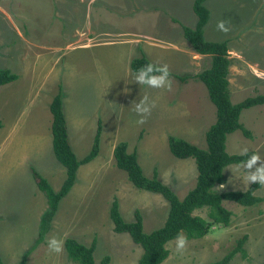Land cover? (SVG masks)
Listing matches in <instances>:
<instances>
[{
  "label": "rangeland",
  "instance_id": "1",
  "mask_svg": "<svg viewBox=\"0 0 264 264\" xmlns=\"http://www.w3.org/2000/svg\"><path fill=\"white\" fill-rule=\"evenodd\" d=\"M192 1L0 0L15 23L0 15V67L16 74L15 80L0 85L2 264H16L34 242L39 217L46 207L30 166L44 178L50 175L45 179L53 190L64 177V169L51 151L49 129L48 103L58 88L68 141L76 158L88 152L99 120L98 152L78 166L73 185L58 201L44 241L29 253L25 264H70L64 249L60 254L49 253L47 241L51 237L62 242L71 237L84 245L94 239L95 264L104 255L109 257L108 264H136L140 248L126 233L112 230L108 218L112 198L117 200L125 221L132 219L134 209L140 212L144 232L161 225L167 203L158 194L133 187L125 173L115 167L111 149L118 141H125L128 151L135 150L145 176L150 177L155 170L158 179L178 198L193 186V159L173 157L166 140L173 135L203 148L204 131L215 118L204 85L195 78L179 81L173 76H192L209 66V56L195 53L181 34L180 25L193 27L195 23ZM204 5L208 20L203 38L227 40L230 101L263 92L264 0H206ZM220 20L227 22V34L217 31ZM120 30L142 33L140 43H122L116 34H110ZM93 33L108 36L92 37ZM142 46L155 53L151 56L147 52L155 59L150 62L168 66L173 74L171 91L135 83L136 73L128 61L144 55ZM145 96L156 106L146 122L138 124L140 117L132 104ZM238 121L250 138L240 130L227 134L225 152L241 154L247 148L264 160V103L242 109ZM235 165L223 168L224 182L214 186L215 192L247 188L244 171L236 170ZM254 194L262 201L253 206L222 200L221 205L231 212L228 226H213L205 236L188 239L184 252L175 250V239L168 241L162 264L208 263L222 257L242 235H246V258L236 253L228 264H261L264 185ZM195 213L205 215L204 210Z\"/></svg>",
  "mask_w": 264,
  "mask_h": 264
},
{
  "label": "trees",
  "instance_id": "2",
  "mask_svg": "<svg viewBox=\"0 0 264 264\" xmlns=\"http://www.w3.org/2000/svg\"><path fill=\"white\" fill-rule=\"evenodd\" d=\"M204 1H192L191 9L196 18L193 27L180 25V28L183 38L195 53L209 56V66L192 76L173 75L169 71L170 75L175 76L179 81H184L188 77L200 81L214 106L215 118L204 131L205 146L203 148L173 135H168L166 139L168 151L173 157L193 159L196 171L193 186L181 198H178L169 186L158 179L155 170L150 177L143 174L135 150L128 151L125 141H118L112 147L114 165L125 173L129 183L136 189L160 195L167 203V212L161 225L144 232L140 212L134 209L132 219L125 221L120 215L117 200L112 198L108 207V218L112 224V230L115 233H126L140 248L136 264H162L168 254L165 244L175 239L177 233L183 232L188 239H198L210 232L213 226H228L231 212L221 205L222 200L232 201L241 206H253L262 201L261 197L254 194L260 186L257 183H250L244 190H227L218 193L213 189L215 185L224 182L222 170L226 165L238 164L255 153L248 151V156L227 154L224 143L226 135L235 130H240L243 136L250 138L249 131L238 121L239 113L242 109L263 104L264 91L235 103L230 101L227 76L231 62L227 53V40L207 41L203 38V27L208 20V10ZM150 63L157 65L141 53L129 61V68L136 73L142 66ZM15 79L16 75L10 70L0 68V85ZM48 110L51 116L49 126L51 151L55 160L64 168V178L58 189L53 190L47 180L31 168V177L38 190L43 193L46 207L39 217L34 242L16 264H25L29 253L44 241L58 201L73 185L78 166L89 162L98 152L99 122H97L88 152L80 159L76 158L68 141L59 88L51 97ZM198 210H204L205 215L196 214L195 211ZM245 240L246 235L235 239L233 246L222 257L205 264H228L236 253L242 259L246 258L243 248ZM94 247V239L88 245L71 237H65L63 240V249L70 264H95L92 256ZM108 261L109 257L104 255L100 258L99 264H108ZM0 264H2L1 260ZM261 264H264V260Z\"/></svg>",
  "mask_w": 264,
  "mask_h": 264
},
{
  "label": "clouds",
  "instance_id": "3",
  "mask_svg": "<svg viewBox=\"0 0 264 264\" xmlns=\"http://www.w3.org/2000/svg\"><path fill=\"white\" fill-rule=\"evenodd\" d=\"M226 21L220 20L217 22L216 29L224 34L230 31V28L226 26ZM135 83L139 85H145L153 89H162L171 91L172 81L170 79V72L168 66L147 64L137 70L135 77ZM134 111L140 117L137 121L138 124H144L146 117L151 115L152 109L156 106L155 103H149L148 98L145 96L140 99L139 103H133ZM241 155L248 156V149L241 150ZM259 164V166H257ZM236 170L244 171V181L246 185L250 183H257L258 185H264V160L257 153H253L248 156L247 160L241 161L236 164ZM254 169V170H253ZM223 185H221L222 187ZM188 238L183 232L177 233L175 238V250L182 253L186 250ZM47 248L49 253L60 254L63 251V242L56 237H51L47 241Z\"/></svg>",
  "mask_w": 264,
  "mask_h": 264
},
{
  "label": "crops",
  "instance_id": "4",
  "mask_svg": "<svg viewBox=\"0 0 264 264\" xmlns=\"http://www.w3.org/2000/svg\"><path fill=\"white\" fill-rule=\"evenodd\" d=\"M206 1V0H205ZM204 1V2H205ZM0 15H2L5 19H7L8 20V18L10 19L9 21L10 22H13V18H12V16L10 15V14H8V11L4 8V7H2V5L0 4ZM13 24H15L14 22H13ZM125 31V30H124ZM18 33H19V36H20V38L23 40L24 39V41H26V38H25V36L24 35H21L22 33L18 30ZM105 33H108V32H105ZM136 34H133V33H129L128 31L126 32V33H124L122 30H120V31H118V32H112V33H110V34H116L117 35V37H116V39L117 38H119V41L120 42H122V43H127V44H137V42L138 43H140V41H138V37L139 36H141L142 37V33H140V32H135ZM82 34V32H79V34L78 35H81ZM92 35V34H91ZM95 35H102V36H108V35H106V34H104V33H93V35H92V37H94ZM128 35H130V36H132V37H126V36H128ZM86 37V36H85ZM134 37H137V38H134ZM88 38V37H87ZM120 38H122V39H120ZM35 40H37V41H40L39 39H35ZM40 42H42V41H40ZM87 43V42H86ZM39 47H41L42 48V46H39ZM135 47V46H134ZM149 46H146V47H144V46H142V49H144L145 50V52H144V56H146L148 59H149V61L150 60H155L153 57H151V56H153V54H155V53H153L151 50L152 49H149L148 48ZM46 48L48 49V47L46 46ZM51 48H53V47H51ZM136 48H138V46L136 45ZM227 49H228V51H229V48H228V46H227ZM137 50V49H136ZM151 55H149L148 53ZM128 58H130V54L127 56V60H128ZM132 58H130L129 59V61L131 60ZM129 61H128V66H129ZM155 64H157V63H155ZM246 64H247V62H246ZM157 65H159L160 66V63H158ZM1 68V67H0ZM9 70V69H8ZM13 73V72H12ZM16 75V74H15ZM229 91V90H228ZM51 99V98H50ZM50 101V100H49ZM50 120H51V116H50ZM97 122H99V120L97 121ZM1 125V124H0ZM49 129H50V127H49ZM70 144V143H69ZM71 147V146H70ZM113 147V146H112ZM111 154H112V149H111ZM30 168H32L31 166H30ZM64 169V168H63ZM46 177L45 178H50V175H48V174H46L45 175ZM64 178V177H63ZM62 182V181H61ZM61 184V183H60ZM60 186V185H59ZM58 186V187H59Z\"/></svg>",
  "mask_w": 264,
  "mask_h": 264
}]
</instances>
